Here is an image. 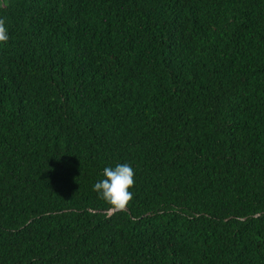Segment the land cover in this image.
<instances>
[{
	"label": "trees",
	"instance_id": "obj_1",
	"mask_svg": "<svg viewBox=\"0 0 264 264\" xmlns=\"http://www.w3.org/2000/svg\"><path fill=\"white\" fill-rule=\"evenodd\" d=\"M0 264H264V0H0Z\"/></svg>",
	"mask_w": 264,
	"mask_h": 264
}]
</instances>
